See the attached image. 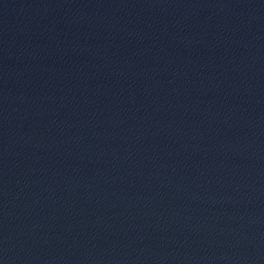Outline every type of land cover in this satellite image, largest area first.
<instances>
[{"label": "water", "instance_id": "1", "mask_svg": "<svg viewBox=\"0 0 264 264\" xmlns=\"http://www.w3.org/2000/svg\"><path fill=\"white\" fill-rule=\"evenodd\" d=\"M0 264H264V0H0Z\"/></svg>", "mask_w": 264, "mask_h": 264}]
</instances>
